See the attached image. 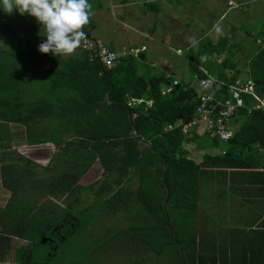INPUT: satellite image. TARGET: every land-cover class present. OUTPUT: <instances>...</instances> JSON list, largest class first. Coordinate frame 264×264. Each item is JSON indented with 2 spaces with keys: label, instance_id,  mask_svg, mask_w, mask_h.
Segmentation results:
<instances>
[{
  "label": "trees",
  "instance_id": "obj_1",
  "mask_svg": "<svg viewBox=\"0 0 264 264\" xmlns=\"http://www.w3.org/2000/svg\"><path fill=\"white\" fill-rule=\"evenodd\" d=\"M28 17L24 22L27 25L25 32H12L14 36L7 37L10 44L16 37L24 46L19 49L10 46L8 50L0 47V144L3 147L0 171L4 175L3 184L11 190L4 209L13 200L14 205L25 206L6 220L8 227L1 233L0 246L12 247V236L26 239L15 251L17 264H35L36 244L62 241L74 231L72 221L76 215L69 211V203L64 204V195L71 192L94 161L105 168L108 178L115 177L116 196L122 190L120 184L129 176L138 179L133 198L139 203L143 217L152 221L143 226L144 232L158 233L164 240L162 245L166 237L175 232L193 235L189 227L188 230L179 227L178 231L169 226L173 211L166 205L174 204L181 217L196 214L200 166L207 160L222 167L264 165L263 152L259 149H264L262 111L248 113L246 109H240L238 113L245 115V120L226 141L224 153L206 154V158L196 162L182 148L187 135L178 127L165 129L168 123L186 121L192 116L199 94L196 87L184 88L179 83L172 91L162 94L166 79L143 74L139 70V54L122 55L110 67L103 66L96 57L90 59L86 50L65 59L52 53L43 54L34 45V31L40 25L34 17ZM223 62L224 66L234 67L230 58ZM250 75L259 91L264 92V44L250 59ZM202 76L207 75L202 73ZM218 78H215L214 94L221 98L227 94L226 83L235 76L227 78L221 74ZM131 97L151 101L146 110L143 105L137 106L135 118L130 117L133 108L127 105ZM9 123L23 126L21 136L28 145L40 150L41 147L42 150L54 147L47 163L41 165L46 169L44 171L52 173H48V179L37 175V170L31 166H40L39 161L23 158L11 146V141L21 136H12L14 132L9 129ZM133 130L140 136L133 135ZM254 143L257 145L253 146ZM13 154L25 159L24 167L15 160L6 161ZM254 155L256 162L250 161ZM22 171L24 175L19 174ZM22 181L25 194L20 193ZM100 186L104 187L103 184ZM34 190L39 191L41 199L50 195L66 206L58 222L51 223L50 218L43 220L46 206L38 207L41 199H33ZM23 198H26L25 202ZM195 239L175 240L178 247L174 252V264H264V249L258 258L251 248L244 249L242 259L223 252L215 256L209 250L201 253ZM183 244L184 250L180 247Z\"/></svg>",
  "mask_w": 264,
  "mask_h": 264
},
{
  "label": "crops",
  "instance_id": "obj_2",
  "mask_svg": "<svg viewBox=\"0 0 264 264\" xmlns=\"http://www.w3.org/2000/svg\"><path fill=\"white\" fill-rule=\"evenodd\" d=\"M89 3L91 16L89 23L83 28L84 33L107 43L118 52L137 49L134 55H141L138 60L140 71L145 75L163 76L167 82L162 86L171 81L167 75L178 79L184 87H196L198 92H201L199 78L202 73L217 79L221 74L227 78H253L250 75V59L264 44V0H89ZM21 25H24L25 32L27 25L24 22ZM40 31L41 27L34 31V45L37 47L46 40L45 36L39 35ZM13 41L10 46L14 49L24 46L16 37ZM83 50L80 45L74 54L60 57L65 59L80 55ZM227 58L233 61L234 67L224 66L223 61ZM244 120L245 115L237 111L228 122L229 129L235 133L241 128ZM10 125L11 130L14 127ZM203 136L205 138L201 140ZM13 140L25 142L23 137ZM13 140L6 143H10L12 147L16 146L17 144L12 143ZM252 145L256 146L257 143ZM225 146L226 141L202 129L193 131L182 142V148L196 162H201L206 158V154L221 155ZM259 149L263 152L264 159V149ZM2 150L0 144V152ZM19 154L24 158L23 153ZM19 154L11 155L6 161L11 163ZM256 160V155L250 159L252 162ZM217 165L207 160L200 166L196 214L183 217L186 218L184 220L176 210L172 212V216L177 222L173 223V219H169V224L175 225L176 230L179 227L188 230L189 227L193 235L178 230L179 232L168 235L163 245L161 243L164 240L158 233L153 230L151 233L144 232L143 226L151 224L152 221L143 217L139 203L133 198L138 179L129 176L123 181L120 184L122 190L119 196L114 194L116 185L113 182L110 190L107 189L105 193V209L109 208L106 218L121 217L125 212H130L125 213L123 217L141 221L131 224L133 229L125 231L120 238L113 240L117 243H111V238L108 240L109 254L114 253L121 262V254L126 249L129 251L128 257H132V253L135 257L133 261L129 259L130 263L127 261L129 264H174V252L178 247L175 240L191 241L196 238L201 253L209 250L217 256V253L223 252L236 259H242L244 249L251 248L257 253L255 257H261V251L264 249V165ZM45 172L42 171L40 176H44ZM19 174L24 175V171ZM3 176L0 171V209L5 207L11 193L3 184ZM26 184L29 185V181H26ZM23 189L24 181L20 193L25 194ZM27 194L29 196V193ZM53 203H56V200H52L48 208L45 205L43 220H49L47 209L57 211V203ZM166 206L172 211L175 210L172 203ZM38 207L42 208L41 204ZM60 209L61 212L62 208ZM118 211L122 212V215L119 216ZM53 217L50 216V219L54 220ZM2 235L0 233V237ZM126 238L132 239L128 245ZM25 241L24 238L12 236V247L1 245L0 264H17L15 251ZM120 242L121 244H118ZM180 247L184 250L185 244Z\"/></svg>",
  "mask_w": 264,
  "mask_h": 264
},
{
  "label": "rangeland",
  "instance_id": "obj_3",
  "mask_svg": "<svg viewBox=\"0 0 264 264\" xmlns=\"http://www.w3.org/2000/svg\"><path fill=\"white\" fill-rule=\"evenodd\" d=\"M28 16L29 15L27 14L21 15L16 10H14L11 15H9L6 14L2 8H0V47L5 50H8L10 48V42L9 40H7V37L13 35L12 32H18L20 30L23 31L24 25L20 24V20L22 22H26L29 18ZM150 69H153V67H150ZM139 70H141L140 67ZM10 126L14 127L13 129H11V131L14 132L12 136L20 137L22 134L21 131L23 130V126L21 124H11ZM20 138H22V136ZM204 138L205 136H203L201 140H203ZM17 141L13 140L12 143L17 144L16 146H13V148L16 149L18 153L21 152L26 157L34 158L36 161H39L38 163L40 166L35 167V165L33 164H31V166H33L34 170H37V175H42V171L46 169L42 168L41 165L43 162H46L48 160V156L50 155L49 151L53 148L49 147L48 150H42L41 147L40 150V148H35V146L32 147V145H27L26 142ZM13 160L17 161V164L20 165V167H24V165L26 164L23 158L17 156H15ZM51 171L56 172L53 169H51ZM48 173L52 174L49 171L45 172L44 176L47 179L50 177ZM108 176L109 175L105 171V168L102 167L98 161H94L89 166V168L81 175V177L77 181V185L73 186L71 192H68V194L64 195V204L69 203L71 205L69 211H71L73 215H75L76 211L78 215H76L78 218L72 221V223L75 224L74 231L70 234H67L65 236V239L62 241H55V243L52 244H36L34 246L33 253L34 262H36L35 264H41L42 262H44L45 264H129V259L135 260L133 253L131 254L132 257H128L129 251L124 249L121 255L122 261L123 259H126V261H121V263L119 261V258H117L114 253L111 255L109 254L110 249L108 250L107 248L108 240H110V238L112 240L111 243H117L113 240L120 238V235L125 234V231H130L131 229H133L134 226L131 224H135V222L141 221H135L130 218L125 219L123 215L125 213L130 214V212H125L122 215V212L119 211L117 214L119 216L122 215L121 217L111 216L109 218H106V211H109V208L105 209V207H107V202L105 203V193L107 192V189L110 190V187H112L114 182V178H108ZM101 184H103L104 187H101ZM38 192V190H34V194H32L33 199H41ZM28 197L30 198V196ZM45 198L42 197V199L40 200V204L42 207H44L45 205L49 207L52 200H56V198L50 195H46ZM25 200L26 198H23L24 202ZM14 202L15 201L13 200L5 209H0V222L2 224V226L0 227V233H4L3 230L8 227V222L6 223V220H9L12 215L14 217L17 209H24L25 207L24 204L14 205ZM56 203V212L47 209L48 218H50V216H54V220H49L51 221V223L58 222V218H60L59 215L66 210V206L62 205L58 200H56ZM28 208L29 206H27L26 209ZM60 208H62L61 212ZM139 211L140 210H138V212ZM175 211L176 210H174L173 212ZM24 212L26 211L24 210ZM176 212H178V208ZM40 217L41 216H39V218ZM180 218L186 220V218ZM175 219L176 218H174L173 221L171 220V222H177V220ZM4 224H6V227L4 226ZM40 224L43 225L42 223ZM44 225L47 226L49 224ZM170 226L174 227L175 225L172 224ZM130 240L132 239L126 238L127 245L130 244ZM107 254H109L110 257ZM132 264H135V262H133Z\"/></svg>",
  "mask_w": 264,
  "mask_h": 264
},
{
  "label": "built area",
  "instance_id": "obj_4",
  "mask_svg": "<svg viewBox=\"0 0 264 264\" xmlns=\"http://www.w3.org/2000/svg\"><path fill=\"white\" fill-rule=\"evenodd\" d=\"M257 41L259 42V40ZM81 47L89 52L90 59L96 57L105 67L112 66L122 55L137 53V49L133 48L129 49V51L118 52L107 43L87 34H85ZM166 77L170 78L171 82L162 86V94L172 91L180 83L178 79L171 78V75ZM214 84V77L210 75L200 77L199 86L201 92L198 94L197 104L192 116L186 121L177 120L173 123H168L165 129L178 127L184 135H189L195 130L202 129L211 132L221 140L227 141L233 135V131L228 127V122L235 116L237 111L246 109L248 113H251L253 110H260L264 113V92L259 91L253 78H234L226 83L227 94L221 98L214 94ZM249 100L251 101L249 102ZM150 104L151 101L143 97H131L127 101V105L133 108L130 117L135 118L138 115V105H143L144 110H146ZM133 135L140 136L136 130H133Z\"/></svg>",
  "mask_w": 264,
  "mask_h": 264
},
{
  "label": "clouds",
  "instance_id": "obj_5",
  "mask_svg": "<svg viewBox=\"0 0 264 264\" xmlns=\"http://www.w3.org/2000/svg\"><path fill=\"white\" fill-rule=\"evenodd\" d=\"M0 8L9 15L16 10L34 17L41 27L39 35L46 37L39 52L56 57L75 53L91 16L89 0H0Z\"/></svg>",
  "mask_w": 264,
  "mask_h": 264
},
{
  "label": "flooded vegetation",
  "instance_id": "obj_6",
  "mask_svg": "<svg viewBox=\"0 0 264 264\" xmlns=\"http://www.w3.org/2000/svg\"><path fill=\"white\" fill-rule=\"evenodd\" d=\"M118 244H121V242L120 243H118ZM119 247V246H118Z\"/></svg>",
  "mask_w": 264,
  "mask_h": 264
}]
</instances>
